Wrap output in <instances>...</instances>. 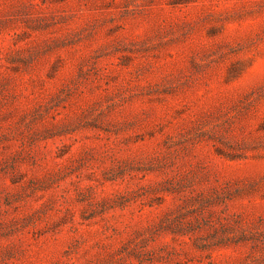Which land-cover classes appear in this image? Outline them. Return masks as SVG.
Segmentation results:
<instances>
[{
    "label": "rangeland",
    "instance_id": "rangeland-1",
    "mask_svg": "<svg viewBox=\"0 0 264 264\" xmlns=\"http://www.w3.org/2000/svg\"><path fill=\"white\" fill-rule=\"evenodd\" d=\"M0 264H264V0H0Z\"/></svg>",
    "mask_w": 264,
    "mask_h": 264
}]
</instances>
